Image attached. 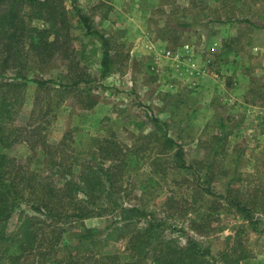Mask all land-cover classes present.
<instances>
[{"label": "rangeland", "instance_id": "rangeland-1", "mask_svg": "<svg viewBox=\"0 0 264 264\" xmlns=\"http://www.w3.org/2000/svg\"><path fill=\"white\" fill-rule=\"evenodd\" d=\"M41 1L43 18L32 19L25 4L17 20L52 26L57 52L39 59L20 45L29 80L15 123L25 125L42 110L47 142L71 161L74 150L93 158L95 137L116 139L136 161L126 183L133 197L125 204L162 219L166 239L178 248L194 239L207 264H264V0ZM81 14L109 39L108 76H101L102 50L91 58L102 40L87 33ZM77 72L91 81L74 84ZM35 79L53 82L40 87ZM86 96L92 108H84ZM75 136L85 137L73 148ZM165 136L182 145L189 171L170 167L172 151L159 145ZM5 151L31 170L57 169L29 142ZM153 160L167 162L156 172ZM208 186L224 197L198 192ZM234 199L251 210L250 219ZM116 215L83 224L105 230ZM117 246L129 252L126 239Z\"/></svg>", "mask_w": 264, "mask_h": 264}, {"label": "trees", "instance_id": "trees-1", "mask_svg": "<svg viewBox=\"0 0 264 264\" xmlns=\"http://www.w3.org/2000/svg\"><path fill=\"white\" fill-rule=\"evenodd\" d=\"M25 4L33 7L32 19L44 17L41 0H0V264H207V253L197 241L189 239L186 246L178 248L173 239H166L167 224L162 219L142 205L125 204L133 197V187L126 183L130 178L128 171L136 161L116 139L95 137L93 158H84L74 150L71 161L58 158L59 147L47 142L43 125L47 114L42 116V110L35 109L25 125L15 123L29 80L20 45L27 44L39 59H50L57 52L59 38L52 26L23 25V16L18 22ZM80 18L87 33L102 40L91 58L96 59V53L102 50L101 76H108L114 59L109 39L93 29L89 17L81 14ZM11 72L13 76L7 78ZM76 77V85L91 81L87 72H77ZM35 82L42 87L53 80ZM89 96L82 101L88 109L94 105ZM84 137L75 136L73 148ZM22 142L42 147L57 169L45 174L31 170L5 151ZM159 145L172 151V169L189 171L191 165L181 144L165 136ZM166 162L153 160L155 171H160ZM198 192L212 198L219 196L210 186L200 187ZM231 202L250 219L251 210L244 203L237 199ZM114 213L118 214L114 217L120 216L105 230L83 224L88 218ZM72 229L73 242L67 244L65 239ZM124 239L129 252L118 249L117 243ZM111 241L115 245L111 246Z\"/></svg>", "mask_w": 264, "mask_h": 264}]
</instances>
